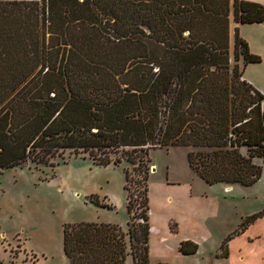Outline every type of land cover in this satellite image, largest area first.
I'll return each mask as SVG.
<instances>
[{
    "label": "trees",
    "instance_id": "16d2710c",
    "mask_svg": "<svg viewBox=\"0 0 264 264\" xmlns=\"http://www.w3.org/2000/svg\"><path fill=\"white\" fill-rule=\"evenodd\" d=\"M230 15L238 24L264 22V5L247 0H0V132L15 133L39 115L35 101H51L57 103L55 118L95 135V142L86 138L78 144L93 164L124 160L141 174L136 195L127 190L125 229L99 221L62 223L68 264H125L127 254L132 264H149L146 162L152 149L189 148V169L209 185L250 186L260 178L255 161L264 159V96L241 78L237 65L239 59L246 64L259 57L235 28L231 76L223 71ZM202 19L216 27L196 32L192 25ZM129 42L134 52L118 55L107 66L89 52L92 46L102 56L97 50ZM141 58L158 71H142ZM100 133L107 137L99 139ZM37 141L11 164L48 163L55 156L51 148L62 146ZM38 147L43 149L35 154ZM124 180H129L127 170ZM89 201L111 208L95 195ZM263 214L264 209L245 217L223 239L217 255L226 256L227 241ZM187 244L181 242L179 251L194 253L196 245L189 249Z\"/></svg>",
    "mask_w": 264,
    "mask_h": 264
},
{
    "label": "rangeland",
    "instance_id": "374dc122",
    "mask_svg": "<svg viewBox=\"0 0 264 264\" xmlns=\"http://www.w3.org/2000/svg\"><path fill=\"white\" fill-rule=\"evenodd\" d=\"M192 27L199 32L212 31L216 26L210 19H202L199 24H193ZM186 34L187 31L183 33ZM97 51L104 53L101 56L95 53L92 46L89 49L90 54L95 55L93 59H98L106 66L111 61L116 62L118 55L134 52L130 42L122 43L120 47L115 45L107 50ZM110 52L113 53L111 56ZM96 55L99 57L96 58ZM228 57L223 71H227L230 77V70L235 63L230 45ZM140 61L142 71H158V67L151 60L141 58ZM132 64L133 61L129 65ZM240 69L244 79L256 87H264V71L253 70L251 66L243 65H240ZM34 104L39 110V115L11 135L5 131L0 132V264H68L62 250V223L92 220L93 212L87 208L90 205L87 203L90 202V196L95 195L100 199L107 193L116 206L110 213L120 220L119 224L125 229L127 190L136 195L142 188L141 174L133 170L135 165L124 160L117 165L93 164L88 154L83 152V148H78V144L86 142V138L91 140L88 142H95V135L84 133V130L72 129L65 121L55 118L57 103L42 100L35 101ZM10 136L16 141L12 142ZM105 137L106 134H98L99 139ZM36 140L37 144L57 142L62 146L57 149L51 148L55 156L49 159L48 163L36 164L26 160L24 163L12 165L13 161L24 157L28 147ZM42 149L35 148L34 153L40 154ZM188 150L187 147L150 150L149 161L146 162L149 174L152 173L150 176L148 174V186L163 180L166 167L168 171L172 169L178 178L184 180L194 178L187 164ZM255 162L261 166V176L254 184L250 186L233 184L231 185L233 189L225 194L224 198L222 191L218 189L221 186L218 184L213 186L217 189L215 193L221 197L218 213L211 216L209 221L212 236L203 244L204 250H212L223 234L236 230L250 213L259 208L260 211L264 209V159ZM152 168L156 170L151 172ZM125 170L129 174L127 182L124 180ZM151 191L152 196L158 195V188L155 185ZM168 211L171 212L172 208L169 207ZM252 243L249 242V245ZM262 251L263 249L255 244L244 248L242 254H246L245 262L259 264L256 254ZM152 259L149 264H157V261L153 262ZM125 264H132L129 254L126 255ZM189 264L198 263L191 260Z\"/></svg>",
    "mask_w": 264,
    "mask_h": 264
},
{
    "label": "crops",
    "instance_id": "0c3cea01",
    "mask_svg": "<svg viewBox=\"0 0 264 264\" xmlns=\"http://www.w3.org/2000/svg\"><path fill=\"white\" fill-rule=\"evenodd\" d=\"M264 5V0H247ZM234 27L238 35L247 43L248 50L251 54L259 57L256 62L243 64L242 60L237 61V65L251 66L254 69L264 71V22L253 23H235L232 16L229 17V45H233ZM247 70V69H246ZM244 79L243 74L241 76ZM247 83L252 85L246 79ZM264 96V87H256ZM163 174V180L157 184H149V263L153 262L165 264H189L191 260L198 264H247L245 262L246 254H242L244 248H249L255 244L263 249L262 252L256 254L259 264H264V214L254 219L240 233L231 237L227 242V255H217L220 250L219 246L231 232L221 234V238L212 250H204L203 244L209 241L212 236V228L210 226L211 216L218 213L219 199L215 191V185L224 195L230 193L233 189L231 185L224 183L207 184L200 181L201 179L194 174V178L188 180L178 178V175L172 172V169ZM189 168V167H188ZM156 168H152L154 172ZM152 173L149 174V176ZM148 176V178H149ZM158 188L157 196H152L151 189L153 186ZM99 203L109 205L111 208L97 206L91 202L87 206L93 212V219L87 221H99L116 223L121 226L120 220L115 218L110 212L116 209L112 202V197L105 193L102 198H98ZM172 211L169 212L168 208ZM264 207V203H263ZM174 209V210H173ZM261 208L253 211L249 215L259 212ZM169 212V213H166ZM171 224L175 226V231L171 229ZM123 228V227H122ZM236 237V238H234ZM186 241L187 248L191 249L196 245V250L191 254H182L179 251L181 242ZM249 242H253L249 245ZM254 251V250H253ZM195 263V262H194Z\"/></svg>",
    "mask_w": 264,
    "mask_h": 264
}]
</instances>
